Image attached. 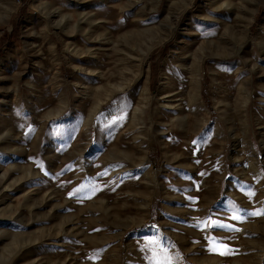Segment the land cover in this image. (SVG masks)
I'll return each instance as SVG.
<instances>
[{"label": "rangeland", "instance_id": "1", "mask_svg": "<svg viewBox=\"0 0 264 264\" xmlns=\"http://www.w3.org/2000/svg\"><path fill=\"white\" fill-rule=\"evenodd\" d=\"M6 37L0 264H264V0H0Z\"/></svg>", "mask_w": 264, "mask_h": 264}, {"label": "trees", "instance_id": "2", "mask_svg": "<svg viewBox=\"0 0 264 264\" xmlns=\"http://www.w3.org/2000/svg\"><path fill=\"white\" fill-rule=\"evenodd\" d=\"M26 8L24 7L22 9L23 12H26ZM12 43V41L10 40V37H6V38H2L0 39V54H2L3 52V48L9 46ZM155 58V56H154ZM157 65H153V75H152V79L155 80V78L157 79Z\"/></svg>", "mask_w": 264, "mask_h": 264}, {"label": "snow or ice", "instance_id": "3", "mask_svg": "<svg viewBox=\"0 0 264 264\" xmlns=\"http://www.w3.org/2000/svg\"><path fill=\"white\" fill-rule=\"evenodd\" d=\"M217 227H219V228H228L229 230H233L228 225H218ZM236 230H238V229H236Z\"/></svg>", "mask_w": 264, "mask_h": 264}, {"label": "bare ground", "instance_id": "4", "mask_svg": "<svg viewBox=\"0 0 264 264\" xmlns=\"http://www.w3.org/2000/svg\"><path fill=\"white\" fill-rule=\"evenodd\" d=\"M101 109H102V107H101Z\"/></svg>", "mask_w": 264, "mask_h": 264}]
</instances>
